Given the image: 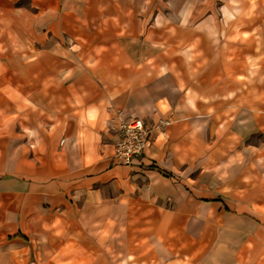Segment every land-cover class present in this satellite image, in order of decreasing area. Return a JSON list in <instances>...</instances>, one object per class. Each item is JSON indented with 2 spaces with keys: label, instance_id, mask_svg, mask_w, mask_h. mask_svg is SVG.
<instances>
[{
  "label": "crops",
  "instance_id": "crops-1",
  "mask_svg": "<svg viewBox=\"0 0 264 264\" xmlns=\"http://www.w3.org/2000/svg\"><path fill=\"white\" fill-rule=\"evenodd\" d=\"M19 1L0 0V248L11 242L22 244L30 235L27 231L38 233L47 226L55 229L60 213L72 222V205L83 200L99 207L112 204L116 221L121 219L118 214L123 207L139 202L140 191L167 196L165 172L148 164L147 157L154 151L147 150L131 163L112 155L115 134L109 128L110 119L118 112L149 120L171 114L176 117L170 129L173 140L189 116L186 109L198 108L194 93L202 92L206 84L214 91L223 76L234 77L233 82L226 80L227 90L245 87L237 77L249 76L250 53L256 52L249 38L230 37L232 41L226 40L225 45L239 47L229 52L232 58L227 60L218 50L216 38L202 35L208 21L194 20L195 14L220 12L230 19L228 27L245 32L264 23V0H178L172 6H154V0H110L108 4L106 0H93V4L92 0H64L63 4L44 6L32 2L30 8ZM156 8L171 18L177 15L174 28L195 29L185 44L195 45L199 54L192 58L191 53H182L179 58L201 60L202 67L193 69L190 63L192 67L181 74L172 71L176 97L150 93L154 80L152 39L126 32L147 30ZM93 13L108 14L100 22L112 31L87 38L85 44L92 47L70 48L56 35L42 40L48 28L56 33L59 27L70 26L75 17L90 28ZM139 45H145L144 53H139ZM257 72L260 76V69ZM187 76L194 78L188 91ZM202 77H208L207 81ZM258 93L257 100L241 96L235 102L254 108L259 122L264 121V94ZM190 94L194 97L187 99ZM27 136L33 158L27 151ZM189 250L193 249L119 248L118 252L139 257V253L151 251L162 258L161 264H181L177 259L182 260ZM172 253L179 257L169 259Z\"/></svg>",
  "mask_w": 264,
  "mask_h": 264
},
{
  "label": "rangeland",
  "instance_id": "rangeland-1",
  "mask_svg": "<svg viewBox=\"0 0 264 264\" xmlns=\"http://www.w3.org/2000/svg\"><path fill=\"white\" fill-rule=\"evenodd\" d=\"M106 1L107 4L111 2ZM177 1L154 0V6H172ZM32 2L44 6L63 4L64 0H21L19 4L30 8ZM90 3L93 4V0ZM107 15L90 14L94 23L90 28L75 17L70 26L63 24L64 27H59L56 33L48 28L43 32L42 40L56 35L70 48L92 47L85 44L87 38L96 37L102 31H112L105 30L101 23ZM172 15L175 17L171 18V14L159 12L156 8L152 14L153 24L147 30L126 31L132 36L152 39L154 80L150 93L155 97L178 96L172 87L175 79L172 71L181 74L191 66L190 63L194 64L193 69L202 67L201 60L188 62L179 58L182 53H191L193 58L199 50L195 45L185 44L195 29L174 28L177 15ZM59 16L64 17V14ZM197 19L208 21L209 26L201 30L202 35L216 38L218 50H222L227 60L232 58L228 56L229 52L233 48L238 51L239 45L236 50L233 45H225L226 40L232 41L230 37L249 38L250 46L256 49L254 54L250 53L249 76L237 77L246 83L245 87L227 90L226 80L233 82L231 76L219 78L217 87L213 86L214 91L206 84L202 92L194 93L198 108L186 109L189 116L173 140L170 129L176 117L171 114L165 115L172 119L166 135H159L155 130L159 119L165 117L163 115L149 120L144 116L116 114L126 119L141 118L151 129L153 142L146 151L152 150L154 154L151 152L147 157L148 164L165 172L168 195L140 191L139 202L126 206V209L123 207L118 214L122 217L116 221L112 204L99 207L85 200L77 202L69 214L72 222L66 221L67 214L60 213L55 220V229L47 226L51 230L45 227L38 233L27 231L30 235L22 244L11 242L7 247L2 246L0 264H161V257L151 251L139 253L138 257V254L119 253V248H192L182 260L177 259L181 264H264V121H257L254 108H243L240 102H235L241 96L252 100L259 89L258 94H264V68L261 67L264 63V23L245 32V29L228 27L226 21L230 19L220 12L198 13L194 16V20ZM257 23L253 22L255 26ZM216 25L217 28L213 27ZM147 48L149 52L150 46ZM138 49L139 53H144L145 45H139ZM193 79V76L186 77L189 80L186 91ZM207 79L202 77L204 81ZM192 97L190 94L187 99ZM115 116L109 125L115 134L111 152L119 158L114 155V145L120 138L119 130L113 126ZM25 141L33 158L32 142L28 141V136ZM160 190L166 192V189ZM190 196L197 198L192 200ZM254 199H259L258 203H254ZM167 257L171 259L179 255L172 253Z\"/></svg>",
  "mask_w": 264,
  "mask_h": 264
},
{
  "label": "built area",
  "instance_id": "built-area-1",
  "mask_svg": "<svg viewBox=\"0 0 264 264\" xmlns=\"http://www.w3.org/2000/svg\"><path fill=\"white\" fill-rule=\"evenodd\" d=\"M113 126L120 132V138L114 145V155L125 163H131L135 157L143 154L152 144L151 129L147 127L141 118H123L120 114L115 116ZM172 123L170 116L159 119L155 130L159 135H166L167 129Z\"/></svg>",
  "mask_w": 264,
  "mask_h": 264
}]
</instances>
